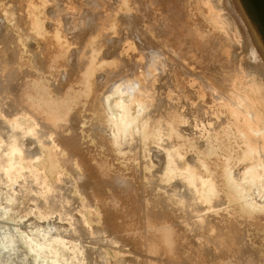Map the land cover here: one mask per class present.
Wrapping results in <instances>:
<instances>
[{"label": "bare ground", "instance_id": "1", "mask_svg": "<svg viewBox=\"0 0 264 264\" xmlns=\"http://www.w3.org/2000/svg\"><path fill=\"white\" fill-rule=\"evenodd\" d=\"M2 1L4 2V0ZM55 1L44 0V4L45 6L50 4L51 6V3ZM135 1L133 0V3ZM147 1L149 2V0ZM67 2L71 1L67 0ZM78 2H82L83 5L86 3V6H89L91 16L83 12L84 14L78 17L79 14H72L77 11L76 6H74L75 3L74 5L68 3L67 6L64 3L66 7H63L61 2L63 9H66H62L63 12H59V10H55L54 13L49 12L52 15L48 20L50 25L63 35L70 30L72 33V29L73 32L79 30L82 34L81 32L89 28L92 33L98 36L99 44L94 43L91 46V42H85L83 45V40L81 41L77 34L81 42L79 40L75 41L74 45L79 43L83 46H78L79 49L76 52L73 51L71 58L70 56L67 57L69 60L65 58L62 64L66 70L63 74L71 78L74 76V79L70 78L71 83L68 84L76 90H83L76 95L80 93L81 98H85L86 94H92L91 101L93 105L90 104L92 105L91 109L98 110L100 121L99 124H92V129L95 135L100 138V142H103L102 144H105L108 150L132 153L136 157L134 159L139 157L140 152L142 153L140 151L141 146L144 142H147L148 149L145 154L147 153V162L153 168V177L148 179V188L151 190L148 202L153 206L148 207L144 215L146 219L143 218L146 220L145 225L143 224V228H146V234L144 233L145 236L142 234L145 243L141 244L147 246L148 253L149 251L153 252L154 256L162 252L174 254L175 247H179V251L185 253V255L188 252L190 257L193 255L195 257V254L196 257L198 255H205V258L208 256L203 260L205 263L215 261L209 258L214 250L221 251V256L225 255L227 258L226 251L217 247H198L191 235L209 245L217 241L224 247L230 248L236 238L235 235H237L235 231L228 230L233 226V223L228 220L230 217L228 219L222 217L217 220L216 218L213 219L214 217L211 215V218L210 216L205 217V219L188 224L187 221L192 218V215L188 214L186 210L198 213L214 209L219 210L224 204L230 202V197L236 198L238 195L244 200L245 205L251 209L250 211L254 210L257 214V211H264V27H259V24H264L262 20L264 19V0H233L242 20L250 31L254 49L249 45L248 39L237 21L226 10L224 0H152L149 6H139L140 8H137V10L141 13L147 14L151 10H155L157 16L149 17V21H146V29L149 33L157 35L164 46L169 49L162 47V51L152 50L142 54V51L146 50L145 52H147L148 45L144 47L145 43L142 45L136 41L139 45V48L136 49L141 50V52L134 55L126 41L123 40L124 43H122V40H119V43L113 42L108 45V48L111 49L116 44L117 46L121 45L120 54L117 55L119 61L108 63L106 59L111 53L109 55L102 54L103 56L100 54L98 61L101 68L98 71V76L96 74L89 85L86 83L82 85L85 79V75H82V73L88 67L86 63L93 55V49L96 46L101 48V46L106 45L110 37L121 35V32L119 33L121 24H118V20L123 24L128 23L129 18H132L131 22L133 23L136 21L137 25L141 22L135 20L137 19L136 14L134 13L133 16L131 9L125 10L131 5L129 4L131 0H113L114 4L110 3L113 4L110 11L108 10L107 4L109 3L107 1L77 0V6H80ZM140 2L138 0L136 4L138 5ZM33 4L34 0H16L14 4L16 10L9 11L14 8L9 10L2 8L4 16L2 15L3 19L0 22V264H43L39 261L42 257L50 260V264H61L62 260L59 261V259H64V256L59 253L60 249L68 251V261H71L72 264H104L105 254L99 248L105 243L117 245L116 238L113 236L128 238L127 241L130 238L132 241L141 238L142 230L140 231L136 224L133 226L136 223L133 215L130 217L134 218V223H127L125 219L123 220V223L126 222L124 226L123 223L117 225V221L114 222L118 219L114 218L116 215L114 210L119 207L121 202H125L130 208L131 206L133 208L139 207L141 201H139L140 193L137 199L139 192L137 188L140 177L138 178L139 174L137 173H133L134 175L128 174L131 176L130 179H128L130 176L126 178L124 177L126 175L123 176L122 174L115 177L105 169L104 171L98 167L96 168V164L93 167L87 163L89 159H86L81 138L77 134L82 121L72 115V112L68 109L56 110L58 102L68 103L63 99L66 89L63 90L62 88L59 72H52L51 78L48 79L51 83V90L44 83V89L41 87V89L36 88L34 79L38 84L42 83L45 74L40 72V69L44 70L43 67L46 65L43 66L41 61H36L37 56L35 59V55L30 56V58L26 57V59L22 57L25 59L24 62L20 60L18 55L20 56L23 46L18 40L19 37H22L25 42L35 37L46 42L43 52L48 57L47 59L45 56L48 61H50L53 54H60L63 50L58 43L59 41L52 43L54 48L49 47L46 36L39 30V25L34 22L38 17V13L33 8ZM156 4L157 6L153 8ZM83 5L82 7H84ZM120 5H122L121 9H119ZM133 9L135 10V7ZM86 11L88 12L87 8ZM121 12L124 19L120 18V20L117 16ZM254 13L257 14L259 21L254 17ZM67 14L70 16L77 15L78 19L73 16L71 17L73 21L69 19L72 22H70L71 24L68 23L69 21L64 22L63 17ZM172 14L176 15L177 20L170 19ZM44 16L46 18L48 15L45 14ZM139 19L141 20V18ZM6 23H9L10 26H7ZM14 25L17 30L13 33H17V36H14L10 30L3 32V28L13 29L15 28ZM19 27H22V29L20 30ZM65 27L69 29L67 30ZM134 28L133 31L130 30L131 33L134 32ZM139 28L137 27V29ZM164 28L167 30L166 34L163 31ZM131 33L128 29L127 34ZM83 35H85L84 32ZM75 36L73 37L75 38ZM140 36L142 35L140 34ZM136 37H138L137 34ZM144 38L148 41L146 44L151 42L148 37ZM83 39H86V37ZM146 39L143 42H146ZM128 40L131 42V39L128 38ZM138 40L141 41L142 39ZM12 44L16 49L11 47ZM232 44L238 46L242 54L251 61L233 60L231 54H228L229 47ZM151 46H153L152 43ZM155 47H157L156 44ZM238 47L237 49H239ZM114 51L112 49V52ZM131 52H133L130 55L131 58L140 57L139 61L128 59L130 57H127V54ZM112 54L114 55L116 52ZM72 58L75 59L74 63L73 60L71 61ZM18 62L21 64L20 67L16 65ZM191 65L194 66L195 70L202 72L199 75H202L206 82L196 72L190 71L189 66L191 67ZM175 68L178 71H175ZM164 74L170 77L171 83L164 80ZM161 81H163V85L158 86V82ZM47 96L50 97V104L43 106L44 99ZM9 102L20 108L15 110L14 115L4 114L5 107H9L7 106ZM91 112L94 111L91 110ZM225 114L228 116H225ZM34 115L38 116L41 121ZM79 115L77 116L79 117ZM88 117L86 118L87 122ZM80 118H82V115ZM84 122L86 123V121ZM86 125L88 126V124ZM106 130L111 131L109 137L100 134L101 131ZM88 131L87 133H89ZM227 134H233V138L235 137V140L241 144V153L236 159H233L232 155L225 154ZM42 148L50 149L56 164L60 162L61 167L69 170L78 182L83 177H80L82 175L78 171H74L73 168H76L77 165H83L86 168V173H82L83 176L89 175L92 179H89L87 183H85V180L79 183L80 194L87 199L89 207L97 203L101 206L103 223L100 229L89 227L80 217L72 218V211L80 215L78 212L80 207L76 205L74 197L70 194L73 183L71 180L60 179V176L58 177L60 179L58 183H50V178L46 172L43 173L42 168L38 165L43 154ZM90 151L93 152V150ZM131 156L129 155L128 159L133 158ZM92 158L91 160H93ZM101 159L104 158L101 157ZM124 159L127 160V157ZM156 159L159 162L164 160L166 163H164L165 168L162 169L164 171L161 172L162 174L159 169H154L155 164H157L154 161ZM117 160L119 159L117 158ZM233 161L236 163V167L232 166ZM130 172L132 171L130 170ZM161 181L166 182L164 184H167V186L161 185ZM64 182L66 184L61 188ZM155 185L158 189L161 187L164 192L163 195H159L158 192L153 193ZM139 187L143 186L139 185ZM106 188H110L112 194H106ZM215 193H219L220 196ZM149 194L147 192V195ZM166 202L171 207L175 206L176 203L174 202L182 204L184 209L181 210L180 219L175 210L165 206ZM139 209L137 212L140 211ZM126 210L124 212L122 209L124 214ZM129 210L127 214L130 213ZM15 212L19 214L15 218L21 215L19 221L25 219L29 222L28 226H31L29 229L33 232L27 233L25 238L28 249L30 253L32 252L35 255L36 260L29 258L28 252L21 248L22 246H19L18 234L12 227L14 225L3 221L8 214L14 216ZM110 218H112L111 221ZM144 220L143 222H145ZM19 221L16 222L21 224ZM44 222L47 225L43 228L42 224ZM140 222L142 223V221ZM262 222L260 219L253 220L252 225L261 226ZM127 224L129 225L127 226ZM237 226L241 227V225ZM194 228L200 231L202 236L192 230ZM212 229L216 230V237H205ZM119 230L120 232L126 231L125 233L128 231L129 234L124 236L122 234L121 236ZM183 230L186 231V235L181 233ZM109 231L112 232L109 233ZM98 233L111 238L109 240H93L97 236L95 234ZM219 233L223 234L218 235ZM187 237H191V239L189 240ZM185 238L188 239L187 243L184 240ZM91 240H93L92 243ZM86 242L92 245L97 244L98 249L88 247L85 245ZM130 247L133 248L134 245ZM136 247L134 248L137 251L141 248L136 249ZM185 247L188 248V251L184 252ZM133 249L129 250L130 253ZM140 250L143 251L144 249L141 248ZM246 251L248 254L251 253V251ZM230 252L233 251L228 253ZM255 255L257 254L255 253ZM145 256L144 258H147ZM151 256L153 257V255ZM189 256L187 255L186 258ZM153 258L155 259V257ZM186 258L184 257L186 261L193 260L194 262L197 259L193 257H191L192 259ZM220 258L223 259V257ZM241 258L243 259V256ZM137 259H134L135 261L131 260V264H151L153 262V260L152 262H146L147 259L143 261L139 257ZM148 259L150 260L149 257ZM165 259L161 261H165ZM256 259L260 261L259 257ZM237 261L236 263H239L238 259ZM177 262L181 263L180 260H177ZM197 262L200 261L197 260ZM245 262H247L246 264H257L252 259L250 263ZM124 263L127 264L125 261L118 262V264ZM165 264H168V262ZM258 264L260 263L258 262Z\"/></svg>", "mask_w": 264, "mask_h": 264}, {"label": "rangeland", "instance_id": "2", "mask_svg": "<svg viewBox=\"0 0 264 264\" xmlns=\"http://www.w3.org/2000/svg\"><path fill=\"white\" fill-rule=\"evenodd\" d=\"M13 1H14V3H13ZM58 1V3H56ZM66 1V2H65ZM69 1H71V2H67V0H56L55 2H53V3H51V6H50V4H47L46 6H45V4H44V0H34V4H33V8L35 9V11L38 13V17H36V21H34L36 24H38L39 25V30L41 31V33L42 34H44L46 37V40H48V42H49V47H52V48H54V46L52 45V43H55V41H59L58 43L61 45V49L63 50V51H61L60 52V54H53V56H52V58L50 59V61H48V60H46V58L48 59V57L45 55V53L43 52V50L45 49V44H46V42H44L41 38H33V39H28V41L27 42H25L24 40H23V38L22 37H19V41H20V43H21V45L23 46V49L20 51V56L18 55V57L20 58V60L21 61H25V59H26V57H28V58H30V56L32 57V55H35V59H36V56H37V59H36V61H41V64L44 66V65H46V66H44L43 68H44V70H41L40 69V72H43L44 74H45V76H44V78H42V83L41 84H38L37 83V81L34 79V84H35V86H36V88H39V89H41V88H43V86H44V84H46L47 86H48V89L50 88V90H51V87H50V81L48 80L49 78H51V73L52 72H59V74L61 75V78H60V83H61V85H63L62 86V88H63V90L64 89H66L64 92H65V95H64V97H63V99L66 101V103L67 104H62V103H60V102H58L59 104H57V108H56V110H64V109H68V110H70L72 113V115H74L76 118H79V120H81L82 122L80 123V126L78 127V135H79V137L81 138L80 140H81V142H82V149L84 150L83 152H85V154H86V159H89V161L87 162L90 166H95V164H96V168L98 167V168H100L101 170H107V172L110 174V175H112V176H115V177H117V176H121V174L124 176V175H126V176H124V177H126V178H128L130 175H134L135 173H137V174H139V176H138V178L140 177V178H142V179H138V183H139V185H141V186H143V187H139V185H138V190H139V192L137 191V189H136V191L138 192V194H137V199L139 198V193H140V198H139V201H141L140 202V205H139V207H135V208H133L132 206H131V208L129 207V206H127L128 204H126L125 202H121L120 204H119V207L117 208V209H115L114 210V212H116L115 214V216H114V214H112V216H114V218L115 219H121V220H115L114 222L116 223V221H117V225H119V224H122L123 223V220L125 219V221L127 222V223H134V218H131L130 216L131 215H133L134 217H135V222L136 223H134L133 224V226L136 224V227L138 226V228H140V231L142 230V233L140 234V239H135V240H133L132 241V239L130 238V240L129 241H127L128 240V238L126 239V238H119V237H116V236H113V237H115L116 238V241H117V245L116 244H107V243H105V244H102L101 245V247L99 248L100 249V251L101 252H103L104 254H105V263L104 264H118V262H120V261H125V262H127V264H131L132 262H131V260L132 261H135V260H138L137 258L139 257V259H142L143 261L144 260H146L147 259V261L146 262H152V260H153V262L151 263V264H165V263H167L168 262V264H179L178 262H177V260L179 261L180 260V264H190L191 263V261H193V260H191V261H186L185 259H184V257L186 258L187 257V255L189 256V253L188 252H186L187 253V255H185V253H183V252H181V251H179L180 249H179V247H175V253L173 254H168V253H165V252H162V253H158L157 255L159 256H161L162 254V258L163 259H165V261H161V260H163L160 256H159V258H157L158 256L156 255V256H154V253L153 252H150L149 251V253H148V251H147V246L145 247L144 245H142V244H144L145 243V240L143 239L144 238V236H145V234H146V228L144 229L143 228V226L145 225V223H146V220H144V219H146V217L144 216L146 213V211H147V209H148V207H150V206H153V204L151 205V204H149V200L148 199H150V194H149V192L151 191V190H149V188H148V179L151 177H153L152 176V174H153V172H152V167L149 165V163L147 162L148 160H147V158H146V154H145V152H147V149H148V145H147V142H144L143 143V146H141V149H140V151H142V153L140 152V155H139V157L137 158V159H139V160H137V159H134V158H136L135 157V155L134 154H132V153H129V152H127V151H117V150H113V151H111V150H108V148H107V146L105 145V144H102L100 141V138L98 137V136H96L95 135V132H93V125H94V123L96 124H99L100 123V121H99V112H98V110L97 109H91V106L93 105L92 104V94L91 93H89V94H86L87 96L85 97V98H81V94L79 93L78 95H76L78 92H81V91H83V90H76L74 87H72V86H70L68 83H71V81H70V78L71 77H67V75L65 76L63 73L66 71L65 70V67H64V65L62 64V62H63V60L66 58L67 59V57H69L70 56V58H71V55H72V53H73V51H75L76 52V50H78L79 49V47L78 46H81L82 44L84 45V43L85 42H91L90 43V45L91 44H94V43H97V44H99V39H98V36H96L94 33H92L90 30H89V28H86L83 32H84V34L86 35H83V32H81L82 34H80V32H79V30H76L75 32H73L74 30L72 29V33L70 32V31H68L67 32V34H65V35H63V34H61V32H59L58 30H56V29H54L53 28V26H51L50 25V22H49V18H51V13L49 14V12H53L54 13V11L55 10H59V12H63V10L64 9H66V8H64L63 9V7H66L67 5H68V3H73V5H74V3H75V5L74 6H76V8H77V11H74L72 14H76L77 13V15H78V17H80L82 14H84V13H88L89 14V11L91 12V10H90V8H89V6H86V3H84L85 5H83V3L82 2H78V4H80V6H77L76 4H77V0H75L74 2H73V0H69ZM78 1H80V0H78ZM104 2L105 1H107V3H109V4H107V6L109 7L108 8V10L110 11V8H111V5H113L114 3H113V0L111 1V0H103ZM110 1V2H109ZM136 1H138V0H136ZM136 1H135V3H133V0H131V3H129V4H131V5H129L128 7L129 8H125V10H127V9H131V12L133 13V16L136 14V18L137 19H135V20H139L138 22H141V23H139L138 25L136 24V21H134V23H135V25H134V23L133 22H131L132 20V18H129V20H127L128 21V23H120V21L118 20V24H121V28L119 29V33L121 32V35L123 36H117L116 35V37H110L107 41L109 42H107V46L106 45H103V46H101V48H98L97 46L93 49V55L90 57V59H89V61H87V63H86V66H88L87 67V69H84L85 70V72L84 73H82V75H85V79H84V83L82 84V85H84L85 83L87 84V85H89L90 84V82H91V80H92V78L94 79L95 78V75L96 76H98V71H99V69L101 68L100 67V64H99V61H98V58H99V56H100V54L102 55H109L110 53V55H109V57L106 59V61L108 62V63H114L115 61L116 62H118L119 61V58L117 57V55L118 54H120L119 53V50H120V47H121V45L120 46H117V44H116V46H113V47H111V49L110 48H108V45L109 44H111V43H119V40H124V41H126V44L127 45H129V48L131 47V50L134 52V55H136L137 53H140L141 52V50L140 51H138L136 48L139 46L137 43L139 42V43H141L142 45H143V43H145L143 46L144 47H147V45H148V47H147V52H145V51H142L141 53L142 54H146V53H148L149 51H152V50H156V51H162L161 49H163L165 46H164V44H163V42H161V40L158 38V36L157 35H154L153 33H149V31L146 29V27H147V22L149 21V17L151 16V17H155V16H157V14H156V12H155V10L153 11V10H151V12L150 13H147V14H145L144 12L143 13H141V12H139L138 10H137V8H140L139 6H144V5H147V6H149V4L150 3H152V0H149V2L147 1V0H140L141 2H140V4H136ZM15 2H16V0H4V2L2 1V0H0V22H1V20L3 19V12H4V10L3 9H5V10H9V9H11V8H14L13 10L11 9V10H9V11H14V10H16V6H14V4H15ZM59 2H60V4H59ZM63 3V7H62V3ZM10 3V4H9ZM13 3V4H12ZM64 3H65V5L66 6H64ZM110 3H113V4H110ZM224 5H225V7H226V10L233 16V18L237 21V23H238V25L241 27V29L243 30V33L245 34V36H246V38L248 39V42H249V45L251 46V48L252 49H254L253 47H254V44H253V42H252V39H251V36H250V31L248 30V28H247V26H246V24L244 23V21L242 20V17H241V14H240V12H239V10H238V8L235 6V4L233 3V0H224ZM53 5V6H52ZM82 5L84 6V7H82ZM12 6H14V7H12ZM58 6V7H57ZM157 6V4L156 5H154V7L153 8H155ZM45 7H47V8H45ZM51 8V10H49L50 8ZM57 7V8H56ZM60 7V8H59ZM133 7H135V10L133 9ZM251 7V6H250ZM3 8V9H2ZM56 8V9H55ZM83 8V9H82ZM86 8H87V10H88V12L86 11ZM122 8V5H120L119 6V9H121ZM63 9V10H62ZM80 9V10H79ZM112 10V9H111ZM48 12V14H47V12ZM80 11V12H79ZM84 12V13H83ZM136 12H138V13H140V14H138V13H136ZM135 13V14H134ZM48 15L46 18H45V16L44 15ZM138 14V15H137ZM142 14V15H141ZM155 14V15H154ZM3 15V16H2ZM50 15V16H49ZM77 15L75 16V15H72V16H70V15H64V22L66 21V22H68L69 24H71L72 22L71 21H73V19H71V17H75V19H78L77 18ZM90 16H91V14H89ZM121 15V16H120ZM144 15V16H143ZM254 15V17L256 18V20H258V16H257V14L256 13H254L253 14ZM39 16H40V18H39ZM138 16H140V17H138ZM118 19H120V18H123L124 19V16H123V14H122V12L121 13H119L118 14ZM139 18H141V20L139 19ZM71 21H70V20ZM170 19H172V20H177V17H176V15L175 14H172V15H170ZM121 20V19H120ZM263 21H264V19H262ZM38 21V22H37ZM43 21H44V23H43ZM125 21V20H124ZM145 21V23H143ZM147 21V22H146ZM259 21V20H258ZM47 22V23H46ZM71 22V23H70ZM77 23H78V20L76 21ZM75 22V23H76ZM132 24H131V23ZM6 25L8 26H10V24L9 23H6ZM133 25V26H132ZM15 26V25H14ZM51 26V27H50ZM128 26V27H127ZM134 26H135V28H134ZM143 26V29L141 30V27ZM46 27H48V28H46ZM129 27H132L131 29L129 28ZM137 27L140 29V31H139V29H137ZM259 27L260 28H262V27H264V24H259ZM20 28V30L22 29V27H19ZM67 30L69 29L68 27H65ZM133 28H134V32H130V30L131 31H133ZM127 29V30H126ZM128 29H129V33H131V34H127V32H128ZM8 30H10V32L12 31V34L14 35V36H17L15 33H13V32H15L16 30H17V27L15 26V28H10V29H8L7 27H5V28H3V32L5 33L6 31H8ZM14 30V31H13ZM87 30V31H86ZM88 31H90L89 33H88ZM142 31V32H141ZM148 31V32H147ZM163 31H164V33L166 34L167 33V30L164 28L163 29ZM79 32V33H78ZM140 32V33H139ZM57 33V34H56ZM59 33V34H58ZM73 33H74V35H73ZM125 35H123V34ZM126 33V34H125ZM142 33H146V34H142ZM75 34H76V36H75ZM79 35V37H80V40L83 42L81 45L78 43V45L77 44H75L74 45V43H76L75 41H78L79 39V37H78V35ZM92 36H90V35ZM93 34V35H92ZM136 34H137V36L138 37H136ZM140 34L142 35V36H140ZM60 35V36H59ZM67 35V36H66ZM82 37H81V36ZM127 35V36H126ZM134 35V36H133ZM147 35V36H146ZM152 35V36H151ZM66 36V37H65ZM72 38H71V37ZM73 36H75V38L73 37ZM84 36V37H83ZM148 37L149 38V41H151V42H149V44H146V43H148V41H147V39L146 38H144V37ZM43 37V36H42ZM86 37V39H83V38H85ZM129 39H131V42H130V40H128V38ZM131 37V38H130ZM136 39H135V38ZM44 38V37H43ZM69 38V39H68ZM124 38V39H123ZM126 38V39H125ZM132 38H134V39H132ZM157 40H156V39ZM40 39V40H39ZM71 39V40H70ZM138 39H142L141 41H139ZM144 39V40H143ZM145 39H146V42H143V41H145ZM23 40V41H22ZM79 40V42H81ZM133 40V41H132ZM38 41V42H37ZM41 41V42H40ZM124 41L122 42V43H124ZM136 41H138V42H136ZM155 43H154V42ZM159 41V42H158ZM71 42V43H70ZM73 43V44H72ZM151 43H152V45L153 46H151ZM154 43V44H153ZM42 44V45H41ZM155 44H156V46L157 47H155L154 48V46H155ZM160 44H162V45H160ZM82 45V46H83ZM81 46V47H82ZM92 46V45H91ZM158 46H160V47H158ZM11 47L13 48V49H16V47L12 44L11 45ZM15 47V48H14ZM152 47V48H151ZM163 47V48H162ZM237 47L238 46H236V45H234V44H232V46H230L229 47V50H228V54L230 55V56H232V59L233 60H235V61H239V60H241V59H243V61H245V62H249V60L250 59H248V58H246V56L244 55V54H242V51L240 50V48L239 49H237ZM40 48H41V50H40ZM43 48V49H42ZM135 48V49H134ZM139 48V47H138ZM231 48V49H230ZM236 48V49H235ZM112 49H113V51L114 52H116V54H114V55H116L115 57H112V56H114L112 53H114V52H112ZM140 49H141V46H140ZM160 49V50H159ZM164 49H169V48H167V47H165ZM106 50H108V51H106ZM111 50V51H110ZM235 51V53H233ZM32 52V53H31ZM108 52V53H107ZM118 52V53H117ZM133 52H131V53H129V54H127L128 56L127 57H130V58H128V59H131V61H134V59L136 60V61H139L138 59H140V57L139 58H131V54L133 53ZM170 52V51H169ZM11 53V52H10ZM70 53V54H69ZM105 53V54H104ZM233 53V54H232ZM37 54V55H36ZM122 54V53H121ZM235 54V55H234ZM102 55V56H103ZM39 56V57H38ZM44 56V57H43ZM45 56H46V58H45ZM25 58V59H23V58ZM117 57V58H116ZM111 58V59H110ZM236 58V59H235ZM40 59V60H39ZM44 59V60H43ZM110 59V60H109ZM248 59V60H247ZM67 60H69V58L67 59ZM73 60V63L75 62L74 60V58H72L71 59V61ZM109 60V61H108ZM251 61V60H250ZM46 62V63H45ZM17 67H20L21 66V64L18 62L17 64ZM32 66H33V64H31ZM46 67V68H45ZM194 66L193 65H191V67L189 66V69H190V71L192 70L193 72H196L197 73V75H199L200 73H202L200 70L199 71H197V70H195L194 68H193ZM177 70V68H175V71ZM178 71V70H177ZM67 74V73H66ZM100 75V74H99ZM65 78H64V77ZM199 76H201L202 77V79H203V81L204 82H206V80L204 79V77L202 76V75H199ZM163 77H165V81H167V82H169V83H171V79L169 80V78L170 77H167V74L165 75H163ZM62 78H64V80H62ZM71 79H74V76L71 78ZM167 79V80H166ZM61 80H62V82H61ZM96 81V80H95ZM98 81H99V79H98ZM162 82V83H161ZM161 82H158V86H161V85H163V81H161ZM44 83V84H43ZM65 83H67V84H65ZM161 84V85H160ZM65 85V86H64ZM110 85V84H109ZM67 86V87H66ZM41 87V88H40ZM45 87V86H44ZM53 87L54 88H56V86L55 85H53ZM69 87V88H68ZM53 88V89H54ZM44 89V88H43ZM105 90V89H104ZM78 99H80V100H78ZM47 101V102H46ZM72 101H74V102H72ZM82 102V103H81ZM89 102V103H88ZM78 105H77V104ZM79 103H80V107H79ZM86 103V104H85ZM48 104H50V97L49 96H47L45 99H44V103H43V106H45V105H48ZM90 104H92V105H90ZM14 104L13 103H11V102H9V105H7V106H9V107H5V113L4 114H11V115H14L15 114V110H17V109H20V108H18V107H15V106H13ZM76 105V106H75ZM85 105V106H84ZM88 105H90V106H88ZM87 106V107H86ZM52 107H56V106H52ZM77 107V109H75ZM82 107V108H81ZM83 107H84V110H83ZM89 107H90V109H89ZM53 109V108H52ZM82 109V110H81ZM76 110V111H75ZM80 110V111H79ZM90 110V111H89ZM91 110L92 111H94V112H91ZM88 111V112H87ZM75 112H77V113H75ZM79 112H81L80 113V115H79ZM84 112V113H83ZM83 113V114H82ZM77 115H79V117L77 116ZM81 115H82V118H80L81 117ZM86 115H87V117L89 116L90 117V120H89V117H88V122H87V117H86ZM93 115H95V116H93ZM39 121H41V119L38 117V116H36V115H34ZM86 117V118H84V117ZM94 118H93V117ZM225 116H228L227 114H225ZM97 118V119H96ZM86 119V120H85ZM92 120V121H91ZM96 120V121H95ZM84 121H86V123L84 122ZM84 122V123H83ZM91 123V124H90ZM86 124H88V126L86 125ZM93 124V125H92ZM86 126V127H85ZM91 127V128H90ZM87 128V129H86ZM79 129H80V131H79ZM86 129V131H84ZM87 130H89L88 132L89 133H87ZM83 132V133H82ZM86 132V133H85ZM80 133V134H79ZM108 133V134H107ZM101 135H103V136H105V137H109L110 136V134H111V131L110 130H106V131H104V132H102L101 131V133H100ZM66 135H68V134H66ZM81 135V136H80ZM83 135V136H82ZM92 135V136H91ZM232 135V136H231ZM85 136V137H84ZM229 136H230V138H229ZM233 134H227V144L225 145V148L227 149H225L226 150V152H225V150H224V152H225V154L227 155H232L233 156V159L235 158H237L239 155H240V153H241V144L239 143V141H237V140H235V137L233 138ZM94 137H95V139H94ZM82 138H85V139H82ZM87 139V140H86ZM99 141V143H98V141ZM84 142V143H83ZM237 143V144H236ZM102 144V145H101ZM155 144V143H154ZM94 146V147H93ZM99 146V147H98ZM101 146V147H100ZM105 148H104V147ZM153 146H155V145H153ZM97 148V149H96ZM106 148H107V150H106ZM230 148V149H229ZM93 150V152H95V153H93V152H91L90 150ZM101 149V150H100ZM143 149V150H142ZM106 150V151H105ZM146 150V151H145ZM42 151H43V154H42V158H41V160H40V162L38 163V165H40V167L42 168V171H43V173H45L46 172V174L48 175V177L50 178V183H52V184H56V183H58L59 181H60V179H66V180H71V182L73 183V187H72V190H71V196H73L74 197V199H75V202H76V205H78L80 208H79V210H78V212L80 213V215H78L77 213H75V212H73L72 211V218H77V217H80L81 219H83V221L85 222V224H87L89 227H91V228H94V229H100V227H102V223H103V218H102V208H101V206L100 205H92V207L90 206H88V204L87 203H89L88 201H87V199H85L83 196H81V194H80V185H79V183L82 181V180H85V183H87L88 182V180L89 179H92L91 178V176H83L84 174H82V173H86V168H84V166L83 165H81V166H79V165H77V167L76 168H73V170L75 171H78V173H80L82 176H80V177H83L82 178V180L80 181V182H78L77 181V179L76 178H74V176H73V174L69 171V170H67V169H65V168H63V167H61V164H60V162H58L57 164H56V161L54 160V157L52 156V153H51V151H50V149H45V148H42ZM110 151H111V153H110ZM115 151V152H114ZM100 152V153H99ZM112 152H113V154H112ZM125 152V153H124ZM98 153V154H97ZM106 153V155H104V154ZM230 153V154H229ZM93 154H94V156H93ZM110 154V155H109ZM123 154V155H122ZM125 154V155H124ZM129 155L131 156V157H133V158H130V159H128L129 158ZM90 156V157H89ZM93 158H92V157ZM100 156V157H99ZM121 156H122V158H121ZM141 156V157H140ZM159 156H161L160 154H159ZM96 157V158H95ZM101 157L102 158H104L103 160L101 159ZM115 157V158H114ZM119 159V160H117V158ZM125 157H127V160L126 159H124ZM91 158L93 159V160H91ZM111 158H112V160H111ZM113 159H115L114 161H113ZM121 159V160H120ZM132 159V160H131ZM143 159V160H142ZM105 160V161H104ZM118 162H117V161ZM125 160V161H124ZM130 160V161H129ZM136 160V161H135ZM157 160V159H156ZM154 160L157 164H155V167H154V169L156 170V169H159V171H160V173L161 172H164L162 169H164L165 168V162H164V160L161 162H159V160ZM92 163H91V162ZM104 161V162H103ZM116 161V162H115ZM123 161V162H122ZM234 161H236V160H234ZM233 161V167H236L235 165H236V163ZM103 162V163H102ZM116 164H115V163ZM140 162V163H139ZM146 162V164H144ZM159 162V163H158ZM100 163V164H99ZM110 163V164H109ZM115 165H114V164ZM131 163V164H130ZM133 163V164H132ZM161 163V164H160ZM165 163V164H164ZM87 164V165H88ZM103 164V165H102ZM106 164V165H105ZM126 164V165H125ZM129 164V165H128ZM86 165V164H85ZM86 165V166H87ZM98 165V166H97ZM102 165L103 166V168H102V166L100 167V166ZM105 165V166H104ZM114 165V166H113ZM128 165V166H127ZM132 165V166H131ZM134 165V166H133ZM148 165V166H147ZM93 166V167H94ZM107 166L109 167L108 169H107ZM116 166H117V168H116ZM119 166V167H118ZM127 166V167H126ZM131 168H130V167ZM159 168H158V167ZM218 166H220V164H218ZM84 169H83V168ZM134 167V168H133ZM141 167V168H140ZM232 167V168H233ZM82 168V169H81ZM129 168V169H128ZM136 168V169H135ZM141 169V170H140ZM104 170V171H105ZM111 172H109V171ZM117 170V171H116ZM122 171V173H121V171ZM130 170L132 171V172H130ZM137 172H136V171ZM155 170H154V172H155ZM116 171V172H115ZM133 171H135V172H133ZM141 171V172H140ZM148 171V172H147ZM94 172V171H93ZM119 172V173H118ZM124 172V173H123ZM130 172V173H129ZM75 173V172H74ZM134 173V174H133ZM141 173V174H140ZM94 174L96 175V177H98L97 176V174L94 172ZM118 174V175H117ZM128 174H130V175H128ZM148 174V175H147ZM162 174V173H161ZM145 175H146V177H145ZM61 177L60 179H58V177ZM142 176V177H141ZM149 176V177H148ZM72 177V178H71ZM145 177V178H144ZM131 178V176L128 178V179H130ZM58 179V180H57ZM141 180H143V181H141ZM166 180V179H165ZM156 182V181H155ZM158 183H159V181H158ZM161 185H163V186H167V184L165 185L164 183H166V182H162L161 181ZM65 182L64 183H62V186H61V188L62 187H64L65 186ZM71 184V183H70ZM156 186V185H155ZM154 186V188H155V191H153V193L154 192H158L159 193V195H163L164 194V192L161 190V187L158 189V187L156 188ZM224 187V186H223ZM140 188V189H139ZM225 188V187H224ZM141 190V191H140ZM148 190V191H147ZM106 194H112V190L110 189V188H106ZM145 191V192H144ZM148 192V194L149 195H147V192ZM103 192V191H102ZM135 193V192H134ZM151 193V192H150ZM103 194V193H102ZM215 194H218L219 196H220V194L219 193H215ZM136 196V195H135ZM148 196V197H147ZM145 197V198H144ZM141 199V200H140ZM144 199V200H143ZM241 198L237 195V197L236 198H232V197H230V199H229V201L230 202H228V203H226V205L224 204L223 205V207L222 208H220L219 210L217 209V210H211V211H206V212H204V213H198V212H193V211H188V210H186L187 211V213L188 214H190V215H192V218L191 219H189L188 221H187V223L188 224H191V223H194V222H196V221H199V220H201V219H205V217H209L210 216V218H211V215H213L212 217H214L213 219H220V218H222V217H225L226 219H228L229 217V219L228 220H230L232 223H233V226H231L230 228H228V230H231V232L232 231H235L236 233H237V235H235V239H234V241H233V244H232V246L230 247V246H228V247H230V248H226V247H224L220 242H217V241H214L212 244H207V243H205V241H203V240H198L197 238H195L193 235H191V237H192V239L193 240H195L196 241V245L198 246V247H200V248H202V247H208V248H214V247H217V248H219V249H221V250H224V251H226V255H227V258H226V256L224 255V256H221L222 255V253H220L221 251H219V250H214L213 252H212V254H210L209 255V258L210 259H212V260H215V261H212V262H207L208 264H235L236 262H238L237 261V259L239 260V263H236V264H244V262L245 261H248V263H250V261H251V259L254 261L255 260V262H257V264H258V262L260 263V264H264V219H263V217H264V211H257L258 212V214L256 213V211L254 212V210H252V211H250L251 209L250 208H248L247 207V205H245V203L243 202L244 200L243 199H241ZM139 201H138V203H139ZM242 201V202H241ZM235 202V203H234ZM238 202V203H237ZM125 205H124V204ZM143 203V204H142ZM148 203V204H147ZM174 203H176L175 204V206L174 207H171L167 202L165 203V206L166 207H168V208H170V209H172V210H175L176 212H177V214H178V216H179V219L181 218V210H183L184 208H183V206H182V204L181 203H177V202H174ZM234 204V205H233ZM240 204H241V206H240ZM60 206H61V204H60ZM124 206V207H123ZM140 206H141V208H140ZM145 206V207H144ZM228 206V207H227ZM126 208H127V210H126ZM129 208H130V210H129ZM140 208V209H139ZM143 208V209H142ZM146 208V209H145ZM224 208V209H223ZM248 209V210H246V209ZM119 209V210H118ZM122 209H123V211L125 212V210H126V213L124 214V212L122 211ZM132 209V210H131ZM140 210V211H138L137 212V210ZM130 211V215L129 214H127V211ZM223 210V211H222ZM120 211H122V212H120ZM135 211V212H134ZM220 211V212H219ZM219 212V213H218ZM223 212V213H222ZM254 212V213H253ZM260 212V213H259ZM131 213H136L135 215L134 214H131ZM140 213V214H139ZM144 213V214H143ZM226 213V214H225ZM234 213V214H233ZM121 214H123V215H121ZM219 214H220V216H219ZM227 214H228V216H227ZM230 214H232V215H230ZM12 215V216H11ZM16 215H19L18 213H16L15 212V214H14V216H13V214H8L4 219H3V221L4 222H6V223H9V224H12V225H14V226H12L13 227V229H14V231H16L17 232V234H18V243H19V246L21 247V248H23L25 251H27L28 252V255H29V258H31L32 260H36V257H34L35 255L31 252L30 253V250L28 249V246H27V244H26V234L27 233H29L30 231L31 232H33L31 229H29V227H31V226H28L29 224V222H27V220H25V219H21V222L19 221L20 219V217H21V215L20 216H17L16 218H15V216ZM118 215V216H117ZM121 215V216H120ZM126 215V216H125ZM129 215V216H128ZM138 215H139V217H138ZM217 215V216H216ZM224 215H226V216H224ZM256 215V216H255ZM258 215H259V217H258ZM11 216V217H10ZM117 216V217H116ZM132 216V217H133ZM137 216V217H136ZM144 216V217H143ZM233 216V217H232ZM235 216V217H234ZM263 216V217H262ZM128 217V218H127ZM131 219H133V220H131ZM218 217V218H217ZM254 219H253V218ZM114 218H113V220H114ZM142 218V219H141ZM144 218V219H143ZM233 218H234V220H233ZM260 219V221L262 222V225L261 226H256V225H252L253 224V220L255 221V220H259ZM16 219V220H15ZM111 219L112 218H110V221H111ZM140 219V220H139ZM263 219V220H262ZM15 220V221H14ZM131 220V221H130ZM139 220V221H138ZM143 220L145 221V222H143ZM19 221V223H21V224H18L17 222ZM24 221V222H23ZM138 221V222H137ZM140 221H142V223L140 222ZM252 221V222H251ZM126 222H124L123 223V226L124 225H126ZM15 223V224H14ZM17 223V224H16ZM114 223V224H115ZM130 223V224H131ZM140 223V224H139ZM236 223V224H235ZM238 223H240V224H238ZM243 223V224H242ZM44 224V225H43ZM42 224V227L43 226H45V225H47V223L46 222H44ZM137 224H139V225H137ZM144 224V225H143ZM67 225V224H66ZM117 225H115V226H117ZM129 224H127V226H128ZM237 225H241V229L237 226ZM22 228H21V227ZM120 226H122V225H120ZM127 226H126V229H127ZM67 227H68V225H67ZM118 227V226H117ZM142 227V228H141ZM146 227V226H145ZM44 228V227H43ZM180 228V227H179ZM32 229H34V228H32ZM122 229V228H121ZM124 229H125V227H124ZM182 229V228H181ZM123 230V229H122ZM192 230H194V231H196V232H198V235L199 236H202V234H201V232L200 231H197V229L196 228H194V229H192ZM124 231V230H123ZM122 231V232H123ZM21 232V233H20ZM30 232V233H31ZM112 231H109V233H111ZM119 232H120V230H119ZM120 232L121 233V236H122V234H123V236L124 235H128L129 233H128V231H127V233H125V232ZM120 233H118V234H120ZM145 233V234H144ZM181 233H185V235H186V231H184L183 230V232H181ZM142 234H144V236H142ZM221 234H223V233H219L218 235H221ZM95 235H97L96 237H94L93 238V240H97V239H102V240H109L111 237H109V236H106L105 234H101V233H98V234H95ZM216 235H217V232H216V230L215 229H212V230H210L208 233H207V235H205V237H209V238H215L216 237ZM143 237V238H142ZM191 237H187L189 240L191 239ZM187 238H185L184 240L186 241V243H187ZM142 239V240H141ZM93 240H91V243L93 242ZM131 241V242H130ZM142 241V242H141ZM90 242V241H89ZM87 243V244H86ZM85 243V245H87L88 247H93V248H95V249H98V246H97V244H95V245H92V244H88V242H86ZM142 243V244H141ZM128 244V245H127ZM130 244V245H129ZM136 244V245H135ZM115 245V246H114ZM120 245V246H119ZM127 245V246H126ZM133 245H134V247H136V249L137 248H142V249H144L143 251L142 250H140V249H138L139 251H137V250H135V248L133 247ZM138 245H140L139 247H138ZM194 245V244H193ZM122 246V247H121ZM124 246V247H123ZM130 246H132L133 248H131ZM126 247V248H125ZM194 247H196L195 245H194ZM117 248V249H116ZM130 248V249H129ZM131 249H133L134 251H137V252H140V253H138L137 254V252H134L133 250L131 251V253H130V251L129 250H131ZM149 250V249H148ZM184 250V252L185 251H188V248H184L183 249ZM182 250V251H183ZM246 250H248V251H251V253L250 254H248V253H246L247 251ZM229 251H233V252H230V253H228ZM246 251V252H245ZM62 252V253H61ZM183 253L182 255H178V254H181V253ZM245 252V253H244ZM59 253L62 255L63 254V256H64V259H62V258H60L59 259V261H61V264H72V262L71 261H68V258H69V255H68V251H65V250H62V249H60L59 250ZM134 253H136L135 255H134ZM143 255H142V254ZM151 253V254H150ZM153 253V254H152ZM247 254V255H244V254ZM255 253L257 254V255H255ZM31 254V255H30ZM140 254V255H139ZM145 254H146V256H147V258H144V256H145ZM148 254V255H147ZM224 254V253H223ZM232 254V255H231ZM238 256H237V255ZM151 255H153V257H155V259L151 256ZM171 255V256H170ZM229 255L231 256L230 258L232 259H230L229 258ZM243 256V259L241 258L242 256ZM128 256V257H127ZM138 256V257H137ZM142 258H141V257ZM145 256V257H146ZM181 256H183V257H181ZM198 256H202L203 257V259H202V257L200 258V257H198ZM197 257H196V254H195V257H194V255L193 256H191V257H193V258H197L196 259V261L194 262H192L191 264H207V263H205V262H203V260H205L206 258H208V256H206V258H205V255H198ZM249 256V257H248ZM259 257V259H260V261L259 260H257L256 258H258ZM137 257V258H136ZM148 257L150 258V260L148 259ZM165 257V258H164ZM190 256L188 257L189 259H192ZM220 257H223V259L225 258V260H223L222 258H220ZM235 257V258H234ZM239 257V258H238ZM125 258H127V259H125ZM132 258V259H131ZM161 258V259H160ZM188 258H186V259H188ZM237 258V259H236ZM121 259V260H120ZM123 259V260H122ZM135 259V260H134ZM157 259V260H156ZM194 259V260H195ZM235 259V260H234ZM247 259V260H246ZM250 261H249V260ZM39 260V259H38ZM119 260V261H118ZM166 260H168V261H166ZM176 260V261H175ZM184 260V261H183ZM197 260H199L200 262H197ZM224 262H223V261ZM41 263H43V264H50V260H47V259H45L44 257H42V258H40V260H39ZM64 261V262H63ZM170 261V262H169ZM182 261H183V263H182ZM243 261V262H242ZM44 262H46V263H44ZM161 262V263H160ZM189 262V263H188ZM223 262V263H222ZM232 262V263H231ZM247 262H245V264H246ZM124 264H126V263H124Z\"/></svg>", "mask_w": 264, "mask_h": 264}]
</instances>
